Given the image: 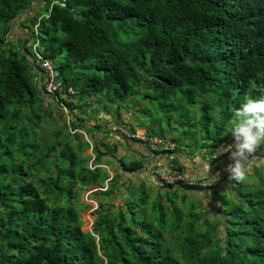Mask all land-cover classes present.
I'll list each match as a JSON object with an SVG mask.
<instances>
[{
  "label": "trees",
  "instance_id": "1",
  "mask_svg": "<svg viewBox=\"0 0 264 264\" xmlns=\"http://www.w3.org/2000/svg\"><path fill=\"white\" fill-rule=\"evenodd\" d=\"M33 1L0 0V264H264V173L258 167L249 173L260 188L240 192L224 230L200 217L182 224L177 207V221L168 224L161 204L148 221L127 199L117 210L100 201L92 230H83L87 205L80 194L106 186L110 173L100 164L110 165L106 157H115L117 147L93 135L100 166L90 168V157L81 158L70 142L40 146L35 128L59 109L43 104L28 39L26 53L8 41ZM44 6L23 22L31 21L38 50L76 90L75 101L67 102L72 113L90 106L88 97L109 95L118 107L135 97L152 105L142 109L146 115L162 113L159 123L185 133L179 142L197 136L196 143L214 152L227 140L233 110L264 97V0H45ZM78 117L74 128L84 126ZM117 118L124 123L119 109ZM147 125L152 135L167 136ZM121 164L132 171L142 163ZM123 184L115 174L96 195L114 199Z\"/></svg>",
  "mask_w": 264,
  "mask_h": 264
},
{
  "label": "rangeland",
  "instance_id": "2",
  "mask_svg": "<svg viewBox=\"0 0 264 264\" xmlns=\"http://www.w3.org/2000/svg\"><path fill=\"white\" fill-rule=\"evenodd\" d=\"M45 0H34L31 4V8H29L25 13L22 14L20 19L13 24L11 29L8 41L14 42L16 49H22L24 53H26L25 48L22 46L23 44L27 43L28 49L33 53V49H38L39 46V39L35 40L32 31L33 28L31 27V21L23 22L29 16L37 14L40 10L45 11L44 6ZM42 7V8H41ZM41 8V9H40ZM38 24L34 27L37 28ZM121 37L125 40H130L131 36L121 35ZM26 40V41H25ZM45 89V87H44ZM86 101L92 102L90 106L94 107L92 112L93 115L87 113L85 109L83 112L80 113V117L85 119L83 121L84 126L77 127L85 131L86 126L89 124V120L98 119L97 115L99 112L105 111L106 114H112L114 117V123H119L117 118V111L118 109L121 112V117L126 127L129 129H133L132 131L136 132V134L141 135H152L149 133L148 125H152L154 128L153 130L156 132H162L170 142L175 144L183 145L184 147L197 151V154L206 156L211 154L210 148H203L201 147V140L196 143L197 136H188L183 142H179L177 139L180 136H183L185 133L182 130L178 131H171L170 127L164 120L162 123H159V117L163 116L162 113L156 114L155 111L151 112V114L146 115L142 109L151 108V104L148 101L137 99L135 97H130L126 102L121 103V106L118 107V103L120 101H111L109 99V95H97L86 98ZM55 108H57L54 105ZM44 106H48V101L45 100L43 102ZM51 105V104H49ZM52 107V106H51ZM56 110V109H55ZM107 111V112H106ZM161 115V116H160ZM91 117V118H89ZM77 119L81 121L76 113L66 114L59 110V112H55V114H51V116H47L42 120V123L35 128V132L38 134V142L40 146L45 145L46 143H65L70 142L71 146L74 147V150L77 154L84 159H88L90 157L87 166L90 168H95L97 165L94 162H91V158L93 157V148L87 144L85 135L82 132H75L74 134L71 132L70 126L71 120ZM105 117H100V121L106 123ZM68 125V126H67ZM79 125V123H76ZM100 129L104 132L105 127L100 125ZM111 131V130H108ZM184 131V130H183ZM230 128L226 131L227 140L221 144V146L216 150L218 151L221 148H226L229 145L234 144L233 135L229 132ZM59 132L58 137L54 134ZM173 132V133H172ZM79 133V134H78ZM171 133V134H170ZM93 137V136H92ZM92 137L89 135L90 140L93 142ZM163 137V136H162ZM198 140V139H197ZM194 146L191 148L190 146ZM227 145V146H226ZM89 146V147H88ZM215 151V152H216ZM213 153V149H212ZM220 153V152H219ZM223 154V155H222ZM219 158L218 164L223 162V160L228 159L230 157V152L222 153ZM257 158L253 160V162L249 165L250 173L251 171L255 172V169L260 168L264 173V144L260 145L257 149ZM110 157V156H108ZM226 157V159H222ZM107 159V158H106ZM222 160V161H221ZM108 163H113L107 159ZM228 161V160H227ZM232 161L229 160L228 162H224V171L220 174V179L216 182H222L215 191H213L212 199L211 197L207 196L206 190L198 191L199 193L194 195L188 193L185 189L179 187L177 192L171 189H155L153 186L144 184L137 180H131L130 177H126L125 180H129L135 182L130 187L129 185H123L121 189L116 190V197L114 199H108L105 196H98L96 195L99 190H106L108 188V181L112 179L115 175L113 169H111L110 177L106 180V186L101 187L99 185H93L90 187H86L80 194V201L85 203L87 207L81 210V215L83 219V230L84 231H91L93 228V224L98 216V209L100 207V201L105 203H113L114 209H119L120 205L125 203L126 199L128 203H134L137 205L136 209L139 210V215L142 217L147 216L148 221H152L153 216L160 214L161 209L159 205L161 204L164 207V211L167 213V222L168 224H173L177 221V214L173 211L177 207L178 213L182 214L181 220L182 224H188L195 221L196 217H200L199 221H203L208 219L209 224L211 223L212 227H215L217 223L220 225V229H225V216L227 211L233 208V205L241 204L242 198L240 197L242 192L243 194L249 195L250 193L256 192L260 186L258 179L254 176L251 177L250 173L247 175V179L244 182H236V181H229L228 179V172L226 171L227 165ZM94 164V165H93ZM106 164H103V167ZM106 168L107 170H109ZM218 166V165H217ZM113 172V173H112ZM214 173V172H213ZM114 174V175H113ZM117 174V173H116ZM132 178V177H131ZM124 180V181H125ZM226 181V182H225ZM161 187V184H159ZM212 186V185H211ZM210 187V186H209ZM209 190L212 191L210 187ZM146 191V192H145ZM197 191V190H196ZM100 192V191H99ZM145 193L146 198L145 201H142L143 194ZM129 194V196H128ZM149 194V195H148ZM200 196V197H199ZM212 199V200H211ZM174 201V203H173ZM102 211L104 213L107 212V209L102 207ZM208 227V226H207ZM205 225H201L199 228L202 231L207 230ZM186 229L184 228L183 231ZM218 234V233H217ZM219 235V234H218ZM221 236H224V232L220 233ZM178 240L174 238L172 240V245L175 246Z\"/></svg>",
  "mask_w": 264,
  "mask_h": 264
},
{
  "label": "crops",
  "instance_id": "3",
  "mask_svg": "<svg viewBox=\"0 0 264 264\" xmlns=\"http://www.w3.org/2000/svg\"><path fill=\"white\" fill-rule=\"evenodd\" d=\"M28 56H29L30 62L34 64L35 62H34L33 57H31L30 55ZM35 72H36L35 79L38 82L40 89L42 90L41 92L42 97H44V99L48 101L47 105L51 104L53 107V103H51L53 102V99L51 96H49L45 92V89H44L45 82H46V74L44 73L42 69L38 67H35ZM89 103L91 104L92 102H89ZM93 108L94 107L92 106H88L86 108L87 109L86 112L91 114V116L94 113L92 112ZM83 111L84 110L77 108L74 113L80 116V113ZM100 117H105V119H107L106 123L101 122ZM97 118L98 119L89 120V124L86 126V128H88L89 135L91 137L95 135L100 139H104L106 143L116 145L117 149H116L115 157H106L109 161L113 162L111 166L108 165L109 166L108 171L109 173H111L110 168H112L114 174L116 173L119 174L120 181L124 183L123 185L126 184L131 187L132 184H135V182H132V181L137 180L144 184L151 185L155 189H168L169 187L167 186L161 187L159 185L161 184V180L158 177V173L160 171L171 173L174 171L181 170V171H184L185 174L191 178H197V177L206 175L205 165L207 163L205 160V156H202L200 154L198 155L197 151L190 150L180 144H176V147L172 150L152 151L146 143L140 140L129 138L120 132L108 131L109 130L107 127L108 123H111L114 121V117L112 114L110 113L106 114L105 111H102V112H99V114L97 115ZM96 124L103 125L105 127L104 132L102 131V129H100V127L93 128V126H95ZM85 131L88 135V131L86 129ZM222 159H226V157H223ZM227 160L228 161L231 160L229 156H228V159L223 160L222 163L220 162L218 164L217 162L216 164L212 165V171L214 172V176H216L217 174H219L220 176L221 172L224 171L225 169L223 168L225 164L224 162H228ZM121 161H124L127 163H130L132 161H141L142 164L139 167V169L128 171V170L123 169ZM126 177H130L132 181L125 180ZM220 183L222 182H219V183L215 182L214 184H212V191L209 189H206L205 192H207V196L212 198L213 191H215V189H217L219 186H222L220 185ZM175 185L177 187L180 184H175ZM186 191L192 195H194L193 193L195 192H196L195 194L199 193L196 190L187 189Z\"/></svg>",
  "mask_w": 264,
  "mask_h": 264
},
{
  "label": "built area",
  "instance_id": "4",
  "mask_svg": "<svg viewBox=\"0 0 264 264\" xmlns=\"http://www.w3.org/2000/svg\"><path fill=\"white\" fill-rule=\"evenodd\" d=\"M35 52V58L38 64V67L44 71L46 74V82H45V92L52 97L54 105L59 109L61 112L66 113L67 115L72 113L68 103L75 101L74 94L77 93L76 90L69 86L66 87L64 81L61 79L59 71L56 69L54 62L51 59L44 57V55L38 50L33 49ZM108 129L115 132H120L125 136L140 140L148 145V147L152 151H163V150H172L176 147V144L170 142L167 138L162 136H155V135H141L136 134V132L132 131L124 124L121 123H108ZM71 132L74 134L75 132H82L87 141L91 144L93 148V142L90 140L89 136L87 135L86 131L79 129L77 127H71ZM93 157L91 158V162L95 161V154L92 153ZM223 155V154H222ZM219 151L213 152L210 155L205 156L206 163H210V171L209 176L215 177L212 171V165L219 162L220 156H222ZM94 165V164H93ZM97 166H103V164H96ZM108 168V165L104 166ZM158 177L161 180V185L166 186L168 184H188V185H198V186H211L212 184L208 183L209 177L206 175L200 176L197 178H191L185 174L184 171H174L171 173H166L160 171L158 173Z\"/></svg>",
  "mask_w": 264,
  "mask_h": 264
},
{
  "label": "clouds",
  "instance_id": "5",
  "mask_svg": "<svg viewBox=\"0 0 264 264\" xmlns=\"http://www.w3.org/2000/svg\"><path fill=\"white\" fill-rule=\"evenodd\" d=\"M234 144L218 151L230 152L231 163L227 165L229 181L244 182L250 171L249 165L257 158V149L264 144V97L247 99L233 110L229 131ZM210 163L205 165L208 183L214 184L220 176H209Z\"/></svg>",
  "mask_w": 264,
  "mask_h": 264
}]
</instances>
